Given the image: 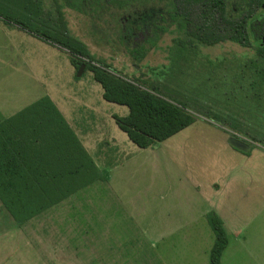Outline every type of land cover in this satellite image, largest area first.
Wrapping results in <instances>:
<instances>
[{
	"label": "rangeland",
	"instance_id": "374dc122",
	"mask_svg": "<svg viewBox=\"0 0 264 264\" xmlns=\"http://www.w3.org/2000/svg\"><path fill=\"white\" fill-rule=\"evenodd\" d=\"M38 1L42 18L54 23L61 13L70 35L113 73L154 81L175 103L210 115L195 114L189 128L140 149L114 119V115L127 116L129 109L105 101L92 72L85 69L78 78L68 50L19 31L15 28L19 26L0 17V114L9 118L49 97L74 127L80 126L85 144L98 154L95 158L102 156L97 164L107 178L22 226L7 212L0 264H80L81 254H101L99 264H160L165 245L173 247L169 258L170 254H209L215 235L207 216L214 207L233 215L229 220L234 228L229 226V231H241V241L246 238L239 247L231 232L229 254H264V95L240 77L242 64L254 51L232 43L202 46L192 61L175 64L167 58L170 39L165 37L160 49L150 51L137 65L117 41L115 28L126 16L133 27V22L150 15L154 2L137 0L124 11L103 4L94 12L88 10L96 0L82 6L83 0ZM231 137L252 144V150L243 153L233 148L228 143ZM161 179L169 192V226L183 221L178 237L184 242L170 237L152 248L146 232L156 212L149 206L160 202ZM181 189L184 209L176 211L172 203Z\"/></svg>",
	"mask_w": 264,
	"mask_h": 264
},
{
	"label": "trees",
	"instance_id": "16d2710c",
	"mask_svg": "<svg viewBox=\"0 0 264 264\" xmlns=\"http://www.w3.org/2000/svg\"><path fill=\"white\" fill-rule=\"evenodd\" d=\"M88 1L93 0H83L80 5ZM108 1L124 11L136 0ZM150 2H154L155 7L150 15L139 20L136 28L141 33L136 35L142 39L137 41L136 35L127 29L124 31L125 24L115 28L117 41L127 47L129 56L137 65L150 51L160 49L165 37L170 39L166 48L167 58L175 64L192 61L202 46L230 42L254 51L253 56L242 64L240 77H246L252 89L257 87L264 93V44L260 38L264 35V0ZM102 3L96 0L88 11H99L98 6L101 7ZM15 11L22 14L20 18L12 14ZM43 11L38 0H0V17L45 42L68 50L75 68L79 70L85 64L86 71L92 72L94 81L103 89L105 101L129 109L127 116L114 115V119L119 129L140 149L167 141L193 125L197 119L195 114L202 115L162 94L160 85L154 81L142 78L129 80L113 73L110 66L96 61L83 42L70 35L61 13L60 20L52 23L42 18ZM149 18L153 19L151 25L146 21ZM49 153L70 158L72 171L66 177L62 173L45 171L47 166L42 158ZM59 162L56 158V167L63 166ZM106 180L49 97L39 99L0 124V199L18 225H24L80 189ZM207 220L216 238L210 252V264H222L229 235L215 212L208 214Z\"/></svg>",
	"mask_w": 264,
	"mask_h": 264
},
{
	"label": "crops",
	"instance_id": "0c3cea01",
	"mask_svg": "<svg viewBox=\"0 0 264 264\" xmlns=\"http://www.w3.org/2000/svg\"><path fill=\"white\" fill-rule=\"evenodd\" d=\"M15 28H17L19 31H21L20 29H22V28H18V27H15ZM21 111H19V112H21ZM19 112H17L16 114H18ZM60 112L62 113V115L64 116V118L66 119V121L70 125V127L75 131V133L78 136L81 144L86 149V151L89 153V155L93 158V160L95 161L99 171L101 172L99 164H97V162L99 163L98 160H102V158H101L102 156L98 160L95 158V156H97L98 154H96L95 152L92 153V150L89 147L91 145L87 144L88 145L87 146L85 144V139H84L83 135H81L80 130H79L80 126L76 125L75 126L76 128H75L72 125V123H70L67 120V118L65 117V115L63 114V112L61 110H60ZM16 114H14V115H16ZM14 115H12L11 117H13ZM1 116H2V118H1ZM11 117H9V118H11ZM3 118H4V115L0 114V124L3 123L5 120L9 119V118H4V119ZM77 127H78V129H77ZM44 156H43L44 158H42V160H43L42 162L47 166V168H45V171H47V173H53V174L62 173L63 176L66 177V174L70 173L72 171L71 165L69 164L70 158L68 156L67 157L65 155H63V156L58 155L57 156L56 154H50V153L47 155H44ZM56 158L58 161H60L59 164L63 163V166L62 165H58L57 167L55 166ZM50 164H52L51 167H50ZM65 164H68V165L66 166ZM176 176H177V174H176ZM59 178H63V177L60 176ZM159 183H160V185H159L160 186V188H159L160 202L158 204L149 206L152 208V211H154L156 213H155L153 220L150 221V222H152V224H150L148 226L149 229L146 232L147 235H150L149 237L152 240V243H153V245L151 246L152 248H154L156 246V242L161 241V242L166 243L170 237H172L173 242H184V239L181 236L178 237V232L182 231V227L184 226L183 221H180L179 223L178 222H171V225L169 226V218L168 217H171V219H172V216H171L172 213H169V204H167L169 192L166 188L167 186H166L165 181H162V179H161V181ZM59 185L60 184H58V186ZM161 186L163 187V189ZM156 187H158V186H156ZM53 190L55 192V188ZM170 191L173 192V189H170ZM156 192H157V190H156ZM170 194H172V196H173V193H170ZM178 197H179V202H178ZM176 198H177V202L172 203V204H174L173 209L176 211L184 209V191L182 189L176 193ZM57 205H55V206H57ZM54 207H52V208H54ZM3 211H5V214H3ZM213 211L221 218V220L224 223L225 229L229 235V245L223 254L222 264H264V254H229V251H230V249L232 247V243H233L231 241V238H230L231 232L233 234L232 236L234 238L235 244H238L239 247H241L242 244H244L246 238H245V240L241 241V239H238L239 238L238 236H239L241 231H235V230L232 231L231 230V228H234V225H233V221L229 220V217L234 218V216L230 215L226 211L225 208L214 207ZM7 212H8L7 209L5 208V206L3 205V203L0 199V239L2 238V234L4 232H5L4 234L7 233V231H4V230H7V227H6V225H7V219H6ZM14 222H15V220H14ZM229 226L231 227L230 228L231 232L229 231ZM191 235H192V233H191ZM215 240H216V238H215ZM172 248L173 247L169 246V245H165L163 247V249L159 253V254H162V255H160V264H210V252H211V250H210L209 254H172V256L170 254V258H169V256H168L169 250H171ZM101 256H102L101 254H81L80 264H99Z\"/></svg>",
	"mask_w": 264,
	"mask_h": 264
},
{
	"label": "water",
	"instance_id": "95a60500",
	"mask_svg": "<svg viewBox=\"0 0 264 264\" xmlns=\"http://www.w3.org/2000/svg\"><path fill=\"white\" fill-rule=\"evenodd\" d=\"M262 44H264V38L262 40ZM86 69V65L83 64L80 69L78 70V78H80L83 75L84 70ZM229 145H231L233 148L237 149L238 151H241L243 153H249L252 150L251 144L235 137H231L229 139Z\"/></svg>",
	"mask_w": 264,
	"mask_h": 264
},
{
	"label": "flooded vegetation",
	"instance_id": "af4514ba",
	"mask_svg": "<svg viewBox=\"0 0 264 264\" xmlns=\"http://www.w3.org/2000/svg\"><path fill=\"white\" fill-rule=\"evenodd\" d=\"M103 3H102V6H103V4L105 3V4H108V5H112V3L111 2H109L108 0H101ZM120 1H130V0H120ZM137 1V0H136ZM149 1L150 0H146V3H149ZM135 2V1H134ZM132 4H130L129 5V7L131 6ZM115 7V6H114ZM117 8V7H116ZM263 9H264V5H263ZM151 19V18H150ZM150 19H147L146 21L148 22V24L149 25H151V21H150ZM121 21H122V24H125L126 26L124 27V31H125V29H127V31H130L131 32V34H133V35H136V34H138L139 33V31H137L136 30V28L138 27V24H139V22L140 21H135V22H133L135 25L133 26V27H130V25H128V24H130V19H129V17H127L126 16V18H125V21L127 22H125L124 21V19L122 18L121 19ZM128 29H130V30H128ZM147 29H151V28H147ZM149 33V32H148ZM139 34H141V33H139ZM138 34V35H139ZM150 34V33H149ZM261 38V41L263 40V38H264V35L263 36H261L260 37ZM226 43H230V42H226ZM226 43H220V44H217V45H215V46H212V47H216V46H219V45H224V44H226ZM263 95H264V93H262ZM250 144V143H249ZM251 146H252V144H251Z\"/></svg>",
	"mask_w": 264,
	"mask_h": 264
}]
</instances>
